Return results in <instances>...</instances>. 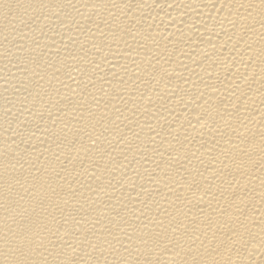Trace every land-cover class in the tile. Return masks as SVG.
<instances>
[{
	"label": "bare ground",
	"instance_id": "6f19581e",
	"mask_svg": "<svg viewBox=\"0 0 264 264\" xmlns=\"http://www.w3.org/2000/svg\"><path fill=\"white\" fill-rule=\"evenodd\" d=\"M0 264H264V0H0Z\"/></svg>",
	"mask_w": 264,
	"mask_h": 264
}]
</instances>
